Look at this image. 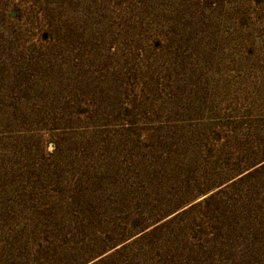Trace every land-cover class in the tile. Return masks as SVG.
Returning <instances> with one entry per match:
<instances>
[{
	"label": "rangeland",
	"instance_id": "obj_1",
	"mask_svg": "<svg viewBox=\"0 0 264 264\" xmlns=\"http://www.w3.org/2000/svg\"><path fill=\"white\" fill-rule=\"evenodd\" d=\"M0 264H264V0H0Z\"/></svg>",
	"mask_w": 264,
	"mask_h": 264
}]
</instances>
